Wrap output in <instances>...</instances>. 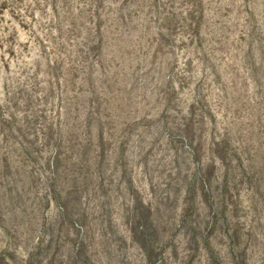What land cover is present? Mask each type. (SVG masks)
Here are the masks:
<instances>
[{
  "label": "rangeland",
  "instance_id": "1",
  "mask_svg": "<svg viewBox=\"0 0 264 264\" xmlns=\"http://www.w3.org/2000/svg\"><path fill=\"white\" fill-rule=\"evenodd\" d=\"M0 264H264V0H0Z\"/></svg>",
  "mask_w": 264,
  "mask_h": 264
}]
</instances>
